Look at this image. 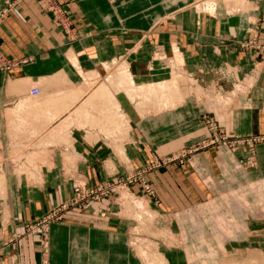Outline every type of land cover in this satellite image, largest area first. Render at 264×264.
<instances>
[{
	"label": "crops",
	"instance_id": "crops-1",
	"mask_svg": "<svg viewBox=\"0 0 264 264\" xmlns=\"http://www.w3.org/2000/svg\"><path fill=\"white\" fill-rule=\"evenodd\" d=\"M8 1L15 0H0V10ZM52 1L57 12L45 0H21L0 25V49L16 63L9 71L0 68V172L6 173L9 188V201L0 199V264H42L40 235L26 227L71 201L72 178L92 185L142 170L153 191L152 207L173 216L170 221L180 223L183 233L192 224L187 221L197 220L200 211L210 214L221 207L217 204L225 195L253 196V186L264 181V142L256 146L253 157L242 146L237 151L222 145L187 151L210 139L205 115H213L236 137L264 135V0H248L250 10L236 13L219 2L217 10L202 16L193 9L196 0ZM66 22L65 31L61 24ZM175 48L196 93L186 84L178 108L143 119L123 95L133 126L124 146L126 160L110 141L102 136L88 139L87 129L75 128L71 136L77 154L67 160L52 145L47 150L37 147L50 126L8 118L9 109L33 98V87L59 88L61 79L79 85L80 70L104 63L127 64L140 85L167 81L170 68L161 58L171 56ZM11 84L18 88L11 89ZM197 87L209 93H236L237 99L218 110ZM34 150L48 154L37 166L41 176L34 177L36 182L13 167L27 162L28 152ZM249 160L254 165L247 164ZM248 203L258 211V196ZM5 208L11 213L6 221ZM144 216L148 220L150 214ZM232 216L230 221H245L248 228L264 220L236 212ZM134 229V221L121 216L113 199L70 209L51 227L49 264H142L132 244ZM179 248L184 247H160L167 256H156L164 264H179Z\"/></svg>",
	"mask_w": 264,
	"mask_h": 264
},
{
	"label": "rangeland",
	"instance_id": "rangeland-1",
	"mask_svg": "<svg viewBox=\"0 0 264 264\" xmlns=\"http://www.w3.org/2000/svg\"><path fill=\"white\" fill-rule=\"evenodd\" d=\"M202 1L205 2L207 0H196L193 3V9L197 13L199 2L202 3ZM238 6H240L241 9H245L244 7H242L241 4H239ZM236 10L238 9H235L234 11ZM176 51L178 52V50H176L175 48L171 56H166L161 59L165 61L167 58H172L175 54L179 55V52L176 53ZM116 63L117 65L120 64L118 67L123 64L119 62ZM107 74L108 73L106 72L100 80L102 81L105 76H107ZM100 80L98 83H96V85L100 84ZM185 83L187 84L186 81ZM14 86L18 88L16 84H11V89H14ZM33 88L39 87L35 86ZM240 89L242 91L244 90L243 87H241ZM54 90L57 91L56 88H54ZM196 90L200 91V94L201 92L202 94L204 93L203 96L204 98H207L205 100L209 103V105L215 106V109L218 110L230 107L237 99L236 93L229 95H224L221 92L209 93L205 90L202 91L200 87H197ZM243 93H245V91H243ZM15 107H13L12 109H14ZM178 107L179 105L176 106V108ZM127 116L129 115L127 114ZM205 118L210 119L213 123H215L217 129L213 130L212 132L211 124H208ZM129 119L131 121L130 116ZM12 120L13 119H11V121ZM203 122L209 132L212 134L211 137H209L210 139L207 140H212L219 137L221 145L231 151H237L239 147L242 146V148H245L253 157L256 151V146L259 143L264 142V139H259L255 142L249 141V139L264 137V135L254 137H237L239 139H236V141L235 139H231L230 137L235 136V134L230 129H225L213 115H205V117L203 118ZM221 123H224V121H221ZM39 124H45L46 126H50V128L52 126L47 123ZM50 128L48 134L44 137L45 139L42 138L37 147H43L45 149L46 147H49V145L47 144H51L53 147H55V149L57 148L62 152H66L65 150L75 151L73 148L72 136L71 140H69V143L61 142H66L65 139L68 138L69 135H71V129L73 128H69L67 131L62 132L60 136L54 139L51 138L52 133ZM53 129L54 128H52V130ZM87 130L89 131L88 139H90V137L91 139H94L95 136H102V132L99 126L95 127L94 129L88 128ZM95 130L97 133L94 132ZM215 132L217 133L215 134ZM91 133L94 134V137L90 135ZM223 138L225 139L223 140ZM243 140H245V142ZM224 142L227 143L224 144ZM35 152L38 155L35 154ZM116 152H118V150H116ZM28 154L29 157L27 158V162H21L18 164L14 163V170L18 169L21 174H23L24 171L29 174L35 170H41L37 166H41V162L46 159L48 154L46 156L42 153L39 154L37 150H34V154H32L31 152H28ZM118 154L121 157L119 152ZM31 155L35 156L33 162V157ZM1 158L2 156H0V160ZM247 164L252 166L254 165V162L249 160ZM142 172V170H138V172H132L126 174L125 176L122 175L119 178H114L113 180L99 182L92 185L82 182L79 179L72 178L70 180L72 181L74 195L71 201L66 204L60 205L59 207H54L50 209L43 217L36 219L35 221H57L56 218L53 216V212L58 209H61L63 206H67L66 209H63L61 211L62 219L64 220V213L69 211L70 209L85 208L93 202H100L106 199H113L116 202V205L119 207V212L121 213V216L126 217L131 221H134L135 229L133 230L134 235H132V244L133 248L135 247V250L137 252L136 257L138 261H140L142 264H164V260L156 256L157 253L166 255L160 250V247L173 248L175 246L176 248L180 246L184 247L183 249L179 248V255L176 259L179 260V264H264V220L258 222H251L249 224V228L245 221L240 222L229 220L230 218L235 217L232 216V214L234 215V212H236L237 214L243 213L244 215L249 217L253 216L255 218H264V181H260L259 183H256L253 186V196H251V194H247L245 196L241 194V197L244 196L243 198H247L249 196V198H247L248 201L243 198L241 199L239 194L233 193L232 195H225L224 197L227 200L223 197L222 203L217 204L221 205V207L217 208L215 211H210V214L207 213V215L205 212L200 211L199 218L197 220L187 221L192 224H190V226L186 229V233L185 230L183 233L180 223L179 226H176V221H170L173 216L166 217L167 215L165 216L158 213L157 211H155L154 207H152L149 199V197L152 195L149 194L145 188V185L143 183L145 179L142 176H139V174H142ZM6 179L8 180L5 173V180ZM34 180L35 178L32 179V181L36 182ZM136 187L139 188L135 189ZM91 192L94 193L91 194ZM3 195L4 197H0V199L7 198L8 200L9 197H6L5 194ZM88 195H91V197H87ZM256 196H258V211L254 210L248 203L249 200L250 202H253ZM250 197H252V200L250 199ZM233 198H236V200L233 201ZM231 199L233 202H230ZM139 205L141 206L139 207ZM5 210L6 211L4 212H6V218L4 220L6 221V219L9 220V218L11 217V213L8 215V209L5 208ZM144 212H148L150 214L151 219L149 218L148 220H146ZM215 214L217 215V217H215ZM52 225L48 229V232L46 233L47 235H42L41 232H38V234L40 235L41 243L46 240V237L47 241L50 242V231ZM191 234H193V239H190ZM43 254L44 253L42 252V255ZM49 256L46 255V257L44 258L48 264Z\"/></svg>",
	"mask_w": 264,
	"mask_h": 264
},
{
	"label": "bare ground",
	"instance_id": "bare-ground-1",
	"mask_svg": "<svg viewBox=\"0 0 264 264\" xmlns=\"http://www.w3.org/2000/svg\"><path fill=\"white\" fill-rule=\"evenodd\" d=\"M219 2L223 3L222 6H225L229 13L250 10L248 0H207L202 1V3L199 2L197 8L199 15H209L211 10H217V3ZM239 4L245 9H241L238 6ZM235 9L238 10L234 11ZM176 53L178 52L176 51ZM161 60L163 61V59ZM116 62L104 63L93 70H80L83 82L79 85L61 79L59 80L61 86L58 84L57 91L51 89L50 86L43 87L42 91L40 89L38 96L24 99L14 109H9L7 111L8 118L22 123L50 124L52 125L50 129L51 138L53 139L69 128L83 130L87 127L94 129L99 126L103 138L110 141L121 157L126 160L124 146L130 139L133 129L129 116H127L121 102L123 95L136 109L139 117L143 119L148 117L150 113L160 116L165 112L176 109V106L185 97V93L183 94L185 81L192 93H196V91L192 87L193 82L184 76L185 70L180 54H175L172 58L165 60L171 72L169 80L145 85L136 83L127 64L123 63L118 67L120 64L117 65ZM74 64L77 66L76 61H74ZM106 72L108 73L107 76L101 81L100 79ZM99 80L100 84L96 85ZM197 93L200 94V92ZM52 128L54 129L52 130ZM90 135L94 137L93 133ZM71 138V135H69L65 139L66 142H61L69 143ZM65 151L64 154L68 157L67 160H72V155L77 154L72 150ZM35 154L37 153L35 152ZM32 157L33 162L35 156ZM15 171L21 174L18 169H15ZM27 175L32 180L36 176H41V170L33 171ZM7 183L5 173L0 172V197H4L3 194L9 197Z\"/></svg>",
	"mask_w": 264,
	"mask_h": 264
},
{
	"label": "built area",
	"instance_id": "built-area-1",
	"mask_svg": "<svg viewBox=\"0 0 264 264\" xmlns=\"http://www.w3.org/2000/svg\"><path fill=\"white\" fill-rule=\"evenodd\" d=\"M21 0H15V1H8L5 5V7L3 9L0 10V25L3 23V21L5 20V18L8 16V14L10 13V11L15 7V5ZM48 4V8L49 9H52L54 12L56 11L57 12V6L53 3L52 0H45ZM62 27L66 30H68V23H62L61 24ZM14 66H16V63L14 62H11L9 60H7L5 58V56L3 55L1 49H0V68L3 70V71H9L11 68H13ZM40 94V89L39 88H33L31 91H30V96L32 97H36ZM206 119V122H208V124H211V131L213 132V130H216L217 126H215L216 124L213 123L210 119ZM217 132H215L216 134ZM226 138V137H225ZM223 138V140L225 139ZM231 139H239L237 138L236 136H231L230 137ZM259 139H264V137H259V138H254V139H249V141L251 142H255V141H258ZM219 141V142H218ZM245 142V140H243ZM219 143V144H218ZM227 142H224V144H226ZM214 144H217V145H221L220 143V139L219 137L215 138V139H212V140H206V141H203L202 143H200L199 145H197V147L193 148L192 150H190L189 152L187 151V153H192L194 151H198L200 149H204V148H207L209 146H213ZM143 174V173H142ZM142 174H139V176H142ZM144 185H145V188L147 190V192L151 195H153V191L151 189V187L148 185V183L146 182V180L143 181ZM94 192H91V194H93ZM87 197H91V195H88ZM67 206H63L61 209H58L56 211L53 212V216L56 218L57 221H36L35 223H32L30 225H28L26 227V230L29 232V233H38V232H41L42 235H47L46 233L48 232V229L50 228V226L53 224V223H59V222H62L61 220L62 219V215H61V211L63 209H66ZM8 245V244H7ZM40 245H41V250L44 254H46L47 256H49V253H50V242L47 241V237H46V240H44L42 243L40 242ZM3 249L4 247L1 246L0 247V255L1 253L3 252ZM43 254V260H42V264H48L47 261H45V257L46 255Z\"/></svg>",
	"mask_w": 264,
	"mask_h": 264
}]
</instances>
